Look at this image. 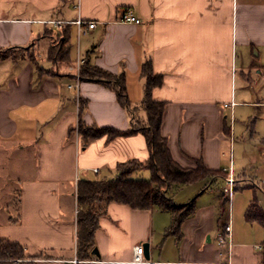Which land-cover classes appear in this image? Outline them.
<instances>
[{"label":"crops","instance_id":"0c3cea01","mask_svg":"<svg viewBox=\"0 0 264 264\" xmlns=\"http://www.w3.org/2000/svg\"><path fill=\"white\" fill-rule=\"evenodd\" d=\"M127 9L142 22H121ZM80 21L97 24L83 34ZM58 36L67 37L69 48L60 61L50 54ZM13 46L30 48L36 59H0V238L24 250L22 258L0 264H264V227L246 218L253 197L264 193V174L255 173L260 184H253L235 166L239 107H264V0H0V48ZM82 59L124 73L128 108L113 87L79 79ZM147 60L163 75L153 95L166 102L161 132L173 159L183 167L201 159L226 175L165 190L178 205L194 203L179 233H167L174 216L158 204L110 202L95 235L99 255L81 259L79 180L116 178L119 163L145 161L150 150L141 132L85 141L77 124L128 130L145 120ZM251 121L243 120V129L258 134L252 145L262 149L264 132ZM244 151L246 159L257 158ZM230 167L231 200L213 189L218 181L225 188ZM132 176L149 177L151 170ZM238 188L255 192L237 204ZM228 224L231 240L220 243ZM146 242L150 257L134 262V248Z\"/></svg>","mask_w":264,"mask_h":264},{"label":"trees","instance_id":"16d2710c","mask_svg":"<svg viewBox=\"0 0 264 264\" xmlns=\"http://www.w3.org/2000/svg\"><path fill=\"white\" fill-rule=\"evenodd\" d=\"M67 37L58 36L51 47V58L53 60H64L68 54ZM28 56L36 59L35 53L30 48L13 46L6 49L0 48V59L19 58ZM143 76L146 78L145 96L142 107L147 116L145 120L133 122L128 130H121L113 126L88 125L79 119V133L85 141L108 136L113 139L119 136H128L138 132L144 134L150 150L147 160L131 159L118 164L119 174L116 178L109 180L80 179L77 188V199L79 210L77 214L78 242L77 254L81 259H89L95 248V235L100 227V218L107 211L110 202L117 201L125 203L134 208L147 209L155 204L169 210L174 216L173 224L167 233H179L182 220L194 211L193 201L178 205L172 199L166 197L164 191L172 184L190 183L199 179L213 177L215 175H226L223 170L208 169L201 159L196 160L194 167H183L177 163L171 154L168 140L161 132L163 113L166 102L157 99L153 95L155 87L163 83V75L155 73L151 60H147L142 68ZM81 79L96 80L106 83L117 91L120 103L129 107L124 73L119 75L94 65L83 64L81 68ZM82 101V100H80ZM81 102V109L84 108ZM149 168L150 178L133 177L136 169ZM246 218L255 221L264 227V208L260 206L258 196L255 195L246 211ZM24 255L23 247L8 239L0 238V259H17Z\"/></svg>","mask_w":264,"mask_h":264},{"label":"rangeland","instance_id":"374dc122","mask_svg":"<svg viewBox=\"0 0 264 264\" xmlns=\"http://www.w3.org/2000/svg\"><path fill=\"white\" fill-rule=\"evenodd\" d=\"M85 61H81V62H77V66H78V74H79V79H81V68H82V64ZM82 80V79H81ZM264 96V92L261 94ZM262 111V112H260ZM264 107H259V108H248L245 106H241L239 107V110L236 114V120H235V132H236V146H237V150H236V161H235V166H236V170L237 172H242V170H246V175L249 176L250 181L252 182V179L255 181L254 183L256 184H260L259 179L256 177L255 173L257 174H264V145H261L262 149H254L252 143L257 144L258 140V134L255 133L253 134V136H250V130L251 125L249 124V129L248 132H246V130L243 129V124L245 126H247V123H243L242 121H247L249 117L252 118L251 122H254L256 120V122H258V127L256 126V130L259 128V130H261L262 132H264ZM231 119V115L229 116ZM242 122V123H241ZM255 122V123H256ZM77 131H79V124H77ZM245 132V133H244ZM258 140V141H257ZM243 142H245L246 144H244ZM244 146L249 148V151L251 153V155H256V159L252 156L253 160H248L244 157L245 151H244ZM241 155L243 157H241ZM260 155V156H259ZM142 178H150L149 177H144L141 176ZM253 183V182H252ZM253 183V184H254ZM223 182L218 181L213 185V189H217V190H223ZM226 186V185H225ZM165 192V191H164ZM237 192V204L238 201L240 199V197H244L245 195H251L253 196L255 190L253 188H249V190H243V188H238L236 190ZM258 196V200H259V204L260 206H262L264 208V193L260 191L259 195L257 193Z\"/></svg>","mask_w":264,"mask_h":264},{"label":"built area","instance_id":"2783aa9c","mask_svg":"<svg viewBox=\"0 0 264 264\" xmlns=\"http://www.w3.org/2000/svg\"><path fill=\"white\" fill-rule=\"evenodd\" d=\"M120 21L121 22H127V23H141L142 22L141 18H139L136 15H134V13L130 9H127L122 14V16L120 18ZM83 24L87 25V27H84ZM96 24L97 23L94 22V21L93 22H85V23L80 21L79 22V25H80L79 31L84 34V33L87 32V30L89 28H94L96 26ZM81 61H84V59H82ZM77 87H78V84L76 85V88ZM232 104L233 103H226L225 106L229 107V106H232ZM231 121H233V112L231 113ZM234 184H235V178H234V175H233V172H232V168L230 167V173L226 177V186L224 188V191L227 193V195H228L230 200L232 198V192H233V189H234ZM77 212H78V210H77ZM225 230L227 232L226 235L224 233H221L219 235L220 243H224L226 241V238L231 240V231H232L231 224L226 225ZM133 261L137 262V263H145V262H147V260L144 257V246L143 245H137L134 248ZM73 262L77 263L78 260L74 259Z\"/></svg>","mask_w":264,"mask_h":264},{"label":"water","instance_id":"95a60500","mask_svg":"<svg viewBox=\"0 0 264 264\" xmlns=\"http://www.w3.org/2000/svg\"><path fill=\"white\" fill-rule=\"evenodd\" d=\"M149 250H150L149 242H146V243L144 244V254H146V257H147V258L150 257ZM93 253H96V254L99 255V251H98V249H97L96 247L93 249Z\"/></svg>","mask_w":264,"mask_h":264}]
</instances>
